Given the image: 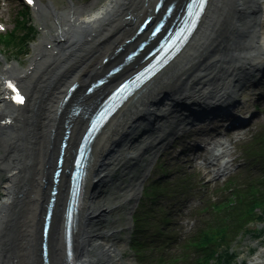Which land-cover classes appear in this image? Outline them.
Masks as SVG:
<instances>
[{"label": "bare ground", "instance_id": "bare-ground-1", "mask_svg": "<svg viewBox=\"0 0 264 264\" xmlns=\"http://www.w3.org/2000/svg\"><path fill=\"white\" fill-rule=\"evenodd\" d=\"M156 1L94 0L86 4L72 0L68 5L59 7L55 3H62V0H32L37 16L44 17V21L31 63L27 69L12 63L5 64L0 70V84L3 87L0 120H7L6 124L0 123V135L7 137H1L4 143L0 141V166L6 168L11 182L20 178L17 191L23 195L20 201L18 198L14 200L13 219L9 222V226H17L20 264H27L31 258L33 264H41L39 249L32 251L26 242L32 238V242L39 245L44 209L52 186L51 177L64 135V123L69 119L73 102L79 100L76 97L59 114L64 88L75 80L85 85L92 76L106 71L107 65L102 60L106 56L112 57L115 49L131 37ZM103 3L105 5L96 19H85ZM226 12L227 0H212L201 26L204 30L201 37L189 45L171 73L156 81L141 97L127 105L96 140L87 200L82 214L84 227L80 234L82 246L79 248L81 264H119L117 261L121 259L122 253L115 244L95 239V235H98L95 219L108 211L98 205L97 196L101 197L99 189L106 181L117 184L124 175L137 172L136 168L142 161L145 164L142 168L145 169L141 174L133 175V184L125 186L127 201L135 200L140 190V181L149 172L151 164L142 158L155 156L159 151L156 148L183 124V113L170 97L163 98L162 94L168 92L173 97L198 96L214 100L233 90V95L239 96L244 92L243 87L247 86L246 71L259 73L263 67L264 0H234L232 15L225 19ZM116 60L120 61L121 58L114 57V62ZM7 78L18 81L28 93L29 104L24 106H30L28 111L14 109L4 88ZM26 114L27 117H23ZM86 122L79 117L70 119L72 134L66 167ZM138 133L142 136L140 139ZM197 135L199 132L196 131L186 133L180 138V143ZM169 157L170 151L167 150L164 160L168 161V165L171 164ZM112 165L121 171V178L106 172ZM171 167L173 165L168 168ZM66 182L67 178L64 186L67 191ZM15 184L10 183L4 187L7 194L16 192L11 190ZM92 184L96 188H90ZM122 185L111 186L118 189ZM10 199L8 197L4 200L6 206L11 207ZM65 202L66 194L60 204L61 227ZM16 216L18 221H15ZM115 233L107 231L103 235L112 237ZM10 234L11 228L4 231L5 240ZM54 246L57 250L56 264H60L64 257L61 236ZM260 253L251 264H264V252ZM0 255L5 264H15L11 250L0 249Z\"/></svg>", "mask_w": 264, "mask_h": 264}, {"label": "rangeland", "instance_id": "rangeland-1", "mask_svg": "<svg viewBox=\"0 0 264 264\" xmlns=\"http://www.w3.org/2000/svg\"><path fill=\"white\" fill-rule=\"evenodd\" d=\"M64 3L67 4L65 0H64ZM60 6L62 7V5ZM20 10H22L21 2L16 8V10L11 14L10 17L6 16L2 20L3 22H6L7 28L9 31L13 29L16 18H18L17 14L20 12ZM30 14L31 15L29 16V20L34 21V23L40 22L36 18V13L33 7L30 8ZM39 37L40 36H38V40H39ZM37 42L32 44V46H34ZM0 51H2L6 56L5 58L0 55V58L5 59L9 64H12L18 61L20 67L22 66L24 68V66L27 67L31 61L32 52H30V48L24 53H19L16 48H6V46L0 45ZM27 52L29 53L26 54ZM0 65L4 66V62L1 61ZM262 89L264 90V87ZM151 158L153 157H150V158L143 157L142 160L151 161ZM156 160H157V156L154 158L150 166L151 174L149 172L148 176L143 179V182L141 184V189L137 197V199L139 200L137 203V206L139 203H141L140 206L144 212V214H142L144 220L147 219V215L149 214L146 209L147 207L145 206L147 205L145 203L146 199L145 201L142 199L143 189L146 187V185L149 184L151 180H158L161 173L164 172L162 169H158L157 167L156 168L154 167ZM144 165L145 164H143V162L141 161L139 163L138 168H136L137 172L134 171L133 173L128 174L127 176L124 175L121 178L120 182L126 183V184L130 183L129 178L132 177L134 174H139L140 171L142 170V166ZM106 172L116 175V178L121 177V171L117 170V167L114 165L110 166ZM106 182L107 183L99 189V193L103 192V195L101 194L100 198H98L97 196V203L100 207L102 208L104 207L108 209V211H106L105 213H102V216L100 218L95 219L96 220L95 228L98 229L97 230L98 235L95 236V239L96 241H100L104 243L106 242L109 243L111 241V243L115 244V247L122 253L121 259L117 261L119 264H138V262L136 261L137 256L131 250V247L129 245L130 235L133 230V223L131 219H132L133 212L135 208L137 207L136 206L133 209V206L136 204V201H131L130 203L125 202L123 200L124 196L126 197L125 191H122V190L119 191L117 190V188L114 189V187L111 186V185L116 186L120 182H118L117 184H111V183H108V181ZM8 183H11V182L7 179V174L0 170V195H1L0 201L6 198V194H5L6 191L4 190L3 186L4 185L6 186ZM142 201H144L145 204ZM151 201L155 202L156 197L152 198ZM112 208L114 209L109 212V210H111ZM142 224L145 226L147 223L144 221ZM107 231H112L116 233L112 237H106L103 234H105ZM234 246H236V249L238 251L237 253L238 260L236 259L235 262L238 263V262H242L245 260L247 261V263L248 262L250 263V261L253 259V257L256 254V252H252L251 254V251L253 250V248H255L257 251L260 246L264 247V237L259 240L248 238V239L243 240V242H240L239 244H234L233 248Z\"/></svg>", "mask_w": 264, "mask_h": 264}, {"label": "trees", "instance_id": "trees-1", "mask_svg": "<svg viewBox=\"0 0 264 264\" xmlns=\"http://www.w3.org/2000/svg\"><path fill=\"white\" fill-rule=\"evenodd\" d=\"M251 200L252 203L248 207L239 208L237 213L218 226L214 233L206 236L203 246L207 250L204 257L196 262L197 264H210L214 259L221 260V257L216 256L218 247L227 245L229 234L242 229L244 224L254 218V210L258 206L264 205V191L258 192L256 198H252Z\"/></svg>", "mask_w": 264, "mask_h": 264}, {"label": "water", "instance_id": "water-1", "mask_svg": "<svg viewBox=\"0 0 264 264\" xmlns=\"http://www.w3.org/2000/svg\"><path fill=\"white\" fill-rule=\"evenodd\" d=\"M20 219H21V213H20ZM15 221H18V216H16V219ZM53 232H52V235H51V238H53ZM17 237H18V232H17V226L14 224V230H12V234H10V236H8V244H12L11 246V256L12 258L17 261L18 260V251H19V247L17 246L18 244V241H17ZM52 241V240H51ZM31 244L29 243V246ZM49 250L52 252V246L49 245ZM52 259H55L54 255H48L47 256V260L46 262H49L51 261ZM32 260L29 259L28 263L27 264H32L31 262ZM31 262V263H30ZM49 264V263H48Z\"/></svg>", "mask_w": 264, "mask_h": 264}, {"label": "snow or ice", "instance_id": "snow-or-ice-1", "mask_svg": "<svg viewBox=\"0 0 264 264\" xmlns=\"http://www.w3.org/2000/svg\"><path fill=\"white\" fill-rule=\"evenodd\" d=\"M28 3H32V0H28ZM203 7L204 0H192V4L189 6V14L193 17H198L199 12L203 9ZM9 87L13 86L9 85ZM16 99L18 103H23V97H20L19 94H17Z\"/></svg>", "mask_w": 264, "mask_h": 264}]
</instances>
